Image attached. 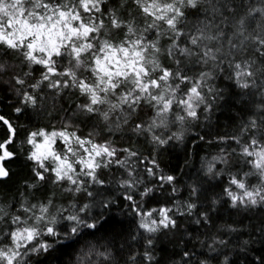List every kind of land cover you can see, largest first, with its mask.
Masks as SVG:
<instances>
[{"label": "snow or ice", "instance_id": "snow-or-ice-1", "mask_svg": "<svg viewBox=\"0 0 264 264\" xmlns=\"http://www.w3.org/2000/svg\"><path fill=\"white\" fill-rule=\"evenodd\" d=\"M2 77L21 98L16 113L44 109L47 90L76 100L59 127L27 129L18 145L17 126L0 114V180L21 156L31 173L18 200L0 201V264H33L73 245L71 264H117L122 222L110 215L114 198L101 194L113 164L123 169L116 183L146 245L180 232L185 218L207 230L197 237L207 253L193 262L196 253L184 250L183 264H212L210 254L229 244L224 235L237 231L215 224L218 206L264 212V0H0ZM226 96L240 97L244 116L217 135L187 198L145 211L141 202L156 185L137 172L140 152L114 137H145L154 151L183 142ZM151 163L147 175L175 193L177 177ZM145 262L161 264L151 247L129 251L125 264ZM219 264H230L229 256Z\"/></svg>", "mask_w": 264, "mask_h": 264}, {"label": "trees", "instance_id": "trees-1", "mask_svg": "<svg viewBox=\"0 0 264 264\" xmlns=\"http://www.w3.org/2000/svg\"><path fill=\"white\" fill-rule=\"evenodd\" d=\"M6 80L7 77L0 78V114L9 117L12 123L17 126L19 132L17 145L24 138L27 129L53 125L59 127L64 117L70 115V112L66 110L73 106L76 100L75 96L71 99L67 96L54 98L52 90H47L49 93L48 101L44 102V109L27 107L24 113H16L14 108L21 106V98L16 95ZM217 83L220 87H224L226 82L218 81ZM29 90L31 91V89ZM233 91L238 90L234 89ZM226 101L220 102L219 107L213 111L208 120H205L202 115L194 129L186 133L183 142L171 141L168 145L154 151L155 146L145 137H134L130 133H125L123 139L119 134L114 137L118 141V147H128L131 143L133 150L140 152L141 159L138 161L137 172L140 177H143L148 187L156 185L155 190L142 202L141 197L137 193H133L134 198L142 203L145 211L158 208L166 202L171 206V202L187 198L186 185L202 175V161L204 158H210L212 154H215L218 143L217 135L232 131L244 116L241 111L239 96L230 98L226 96ZM49 113L51 114L49 115ZM81 129L83 131L88 130L83 125H81ZM2 134L3 128L0 127V135ZM152 158L157 160L165 173L177 177V191L175 193L167 184L159 187L158 175L155 177L147 175L145 169L152 167ZM22 161L23 156L7 162L6 166L11 169L12 174L9 178L0 180V201L18 200L20 193L24 192V181L30 178L31 173ZM122 172L123 169L116 164H113L110 169H105V178L111 177L112 183L103 186L101 192L104 196L114 198L115 203L111 208L110 215L116 221L122 222L118 230L119 235L115 236L113 240L114 251L117 253V264H125L129 251L143 253L147 247H151L156 260L160 261L161 264H183L181 254L184 250H191L196 253L192 257L193 262L196 261L197 257L203 258L202 253H207L208 250L201 248L197 237L200 240L204 239L207 230L194 224L188 218L182 219L180 232L169 233L167 237L158 235L155 237L156 242L153 246L146 245L145 236L147 234H138V232L143 231L138 229V218L133 216L132 210L127 207L130 202L126 200L123 189L116 183V179L120 177ZM157 172L159 173V169ZM138 187L142 191L144 185ZM39 194L37 193V195ZM213 220L216 225L233 224L237 231L224 235L223 238L228 240L229 244L220 249L219 255L217 253L210 254L216 256L212 264H219L224 254L229 256L230 264H259L258 258L264 257V244L260 242L261 229L264 228V212L259 209H232L228 205H221L218 206L217 211L213 212ZM244 241H250V243L245 246ZM121 246L123 247L121 248ZM76 247L73 245L41 254L34 257L33 264H71L75 258Z\"/></svg>", "mask_w": 264, "mask_h": 264}, {"label": "rangeland", "instance_id": "rangeland-1", "mask_svg": "<svg viewBox=\"0 0 264 264\" xmlns=\"http://www.w3.org/2000/svg\"><path fill=\"white\" fill-rule=\"evenodd\" d=\"M46 101H48V96H47V98L45 99V102H46Z\"/></svg>", "mask_w": 264, "mask_h": 264}, {"label": "water", "instance_id": "water-1", "mask_svg": "<svg viewBox=\"0 0 264 264\" xmlns=\"http://www.w3.org/2000/svg\"><path fill=\"white\" fill-rule=\"evenodd\" d=\"M5 179H7V178H5ZM5 179H3V180H5Z\"/></svg>", "mask_w": 264, "mask_h": 264}]
</instances>
